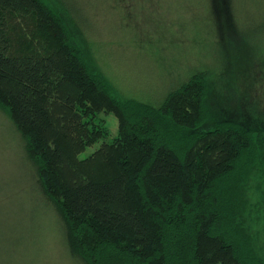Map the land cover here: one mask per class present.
<instances>
[{"label": "trees", "instance_id": "trees-1", "mask_svg": "<svg viewBox=\"0 0 264 264\" xmlns=\"http://www.w3.org/2000/svg\"><path fill=\"white\" fill-rule=\"evenodd\" d=\"M74 1L65 3L77 10ZM207 83L198 72L159 107L121 99L57 9L0 0V109L80 264H264L241 210L242 182L264 170V127L224 121ZM111 114L118 136L108 142ZM257 195L260 219L248 222L262 233L264 189Z\"/></svg>", "mask_w": 264, "mask_h": 264}, {"label": "rangeland", "instance_id": "rangeland-1", "mask_svg": "<svg viewBox=\"0 0 264 264\" xmlns=\"http://www.w3.org/2000/svg\"><path fill=\"white\" fill-rule=\"evenodd\" d=\"M44 1L59 11L73 42L121 99L159 107L194 74L206 72L211 107L224 121L264 127V0H79L77 10L65 0ZM91 6L108 13L90 12ZM102 116L111 142L118 120ZM24 146L0 109V264H80L66 252L64 227L45 205ZM241 187L244 226L264 255V232L248 222L260 217L264 170Z\"/></svg>", "mask_w": 264, "mask_h": 264}]
</instances>
